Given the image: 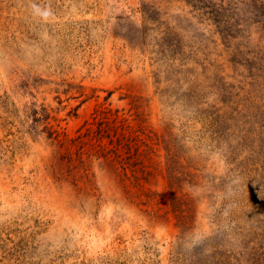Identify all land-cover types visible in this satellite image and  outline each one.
Returning <instances> with one entry per match:
<instances>
[{
  "label": "rangeland",
  "instance_id": "obj_1",
  "mask_svg": "<svg viewBox=\"0 0 264 264\" xmlns=\"http://www.w3.org/2000/svg\"><path fill=\"white\" fill-rule=\"evenodd\" d=\"M0 264H264V0H0Z\"/></svg>",
  "mask_w": 264,
  "mask_h": 264
},
{
  "label": "clouds",
  "instance_id": "obj_2",
  "mask_svg": "<svg viewBox=\"0 0 264 264\" xmlns=\"http://www.w3.org/2000/svg\"><path fill=\"white\" fill-rule=\"evenodd\" d=\"M36 11H37L39 14H41V15H45V13H44V12H41L40 9H38V8L36 9ZM47 15H51V12L48 11V12H47Z\"/></svg>",
  "mask_w": 264,
  "mask_h": 264
}]
</instances>
